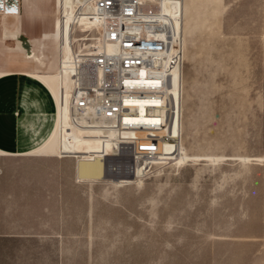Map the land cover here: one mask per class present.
Here are the masks:
<instances>
[{
  "label": "rangeland",
  "instance_id": "rangeland-1",
  "mask_svg": "<svg viewBox=\"0 0 264 264\" xmlns=\"http://www.w3.org/2000/svg\"><path fill=\"white\" fill-rule=\"evenodd\" d=\"M145 4L183 41L177 112L159 131L176 140L158 152L173 160L147 167L117 156L116 129L81 127L68 50L63 72H49L59 159L0 175V264H264V0Z\"/></svg>",
  "mask_w": 264,
  "mask_h": 264
},
{
  "label": "built area",
  "instance_id": "built-area-1",
  "mask_svg": "<svg viewBox=\"0 0 264 264\" xmlns=\"http://www.w3.org/2000/svg\"><path fill=\"white\" fill-rule=\"evenodd\" d=\"M19 12L20 0H0L1 15ZM74 13V26L96 24L88 39L74 44L70 101L85 110L86 119L116 129L117 156L142 160L160 152L162 141L176 144L174 137L159 131L177 112L169 87L174 70L182 78L179 34L158 21L145 0H77ZM164 160L167 165L172 159Z\"/></svg>",
  "mask_w": 264,
  "mask_h": 264
},
{
  "label": "crops",
  "instance_id": "crops-1",
  "mask_svg": "<svg viewBox=\"0 0 264 264\" xmlns=\"http://www.w3.org/2000/svg\"><path fill=\"white\" fill-rule=\"evenodd\" d=\"M59 2L20 0L19 14H0L1 176L23 161L57 158L31 152L47 140L58 119L56 99L36 74L62 69Z\"/></svg>",
  "mask_w": 264,
  "mask_h": 264
},
{
  "label": "bare ground",
  "instance_id": "bare-ground-1",
  "mask_svg": "<svg viewBox=\"0 0 264 264\" xmlns=\"http://www.w3.org/2000/svg\"><path fill=\"white\" fill-rule=\"evenodd\" d=\"M75 1V5H76ZM60 4V15L59 18L56 21V30L57 28L60 29L61 31V35L63 36V29L62 27H64V33L66 34L68 32V37L69 38L66 39V48L69 51H73L74 52V44L76 43V41H79L80 39H88L89 36L92 35L91 30H93V25L96 23H85L82 22L80 23V27L74 26L72 21H67L66 19L70 18L69 15H64L62 13V10H65L66 8H68V5L70 4L69 0H60L59 2ZM75 5H74V9H75ZM74 9H73V15L75 16L74 13ZM60 20V22H59ZM62 24V26H61ZM178 24L175 25V29L178 30ZM80 30L81 33H80ZM75 32V33H74ZM80 34V35H77ZM81 37V38H80ZM62 53H63V57H65V53L67 54L66 49H62ZM64 70V64L62 61V69L61 72H63ZM37 77L39 79H41V81H43L48 87L49 89L52 91L56 102H57V107H58V119L55 125V128L53 130V132L51 133V135L47 138V140L40 146L38 147L36 150H34L33 152H31V154H47V155H53V154H58L59 153V148H60V102H61V93H60V84H59V75L57 73H41V74H36ZM180 78V75L178 73V71L175 72L174 74V79L176 81H178ZM73 84V83H72ZM72 84L70 87V96H71V90H72ZM70 96H69V106L71 108V112L73 115L78 116L80 118L81 121V127H101V122H99L98 120L95 119H86V117L84 116L85 110H81L78 106L74 105L72 103V100L70 101ZM140 119L145 120L147 118H145L144 116H141ZM111 120V119H110ZM149 120V119H148ZM147 120V121H148ZM115 121L111 120L110 123L113 124ZM110 129H113L112 127H110ZM175 154L172 153H166L163 154L162 156L157 153L156 155H152L150 156V158H148V162H147V167L149 166L150 168L156 166V165H160L162 163H165L166 158H172V156H174ZM158 156H160L161 158H157ZM165 157V158H164ZM169 160V161H172Z\"/></svg>",
  "mask_w": 264,
  "mask_h": 264
}]
</instances>
